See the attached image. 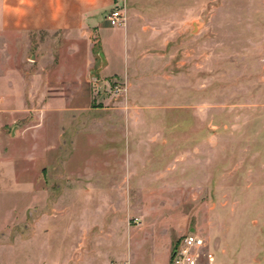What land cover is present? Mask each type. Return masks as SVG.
<instances>
[{"label": "rangeland", "instance_id": "374dc122", "mask_svg": "<svg viewBox=\"0 0 264 264\" xmlns=\"http://www.w3.org/2000/svg\"><path fill=\"white\" fill-rule=\"evenodd\" d=\"M147 1L144 69L129 82L93 78L66 89L73 98L66 105L133 113V125L157 131L152 153L170 161L162 167L168 197L155 203L164 212L156 216L169 222L154 233L161 259L172 245L167 262L154 255L152 263L171 264L183 237L196 234L215 264H264V0ZM8 90L0 85V218L31 202L39 164L74 154L70 144L52 152L34 147L33 121L43 104H20ZM61 93L52 88V96ZM176 159L182 161L175 165ZM60 169L48 165L41 174ZM142 194L131 191L125 198L139 207ZM136 215L129 224L139 235L144 226ZM10 233L17 230L5 231V241ZM131 240L133 258L149 260V244ZM32 262L31 244L0 245V264Z\"/></svg>", "mask_w": 264, "mask_h": 264}, {"label": "crops", "instance_id": "0c3cea01", "mask_svg": "<svg viewBox=\"0 0 264 264\" xmlns=\"http://www.w3.org/2000/svg\"><path fill=\"white\" fill-rule=\"evenodd\" d=\"M113 3L0 0V85L10 87L6 92H15L20 104L26 99L43 104L33 121L34 147L52 152L70 144L74 149L69 157L39 164L31 202L0 218V245L31 244L32 264H154L170 257L172 243L161 259L154 235L169 223L156 216L164 213L156 199L168 197V171L162 167L170 165L167 157L152 153L160 141L151 136L157 131L133 125V113L66 105L73 101L66 89L85 86L93 78L129 82L135 70L144 69L148 1L127 0L126 23L118 28L106 19ZM52 88H60L63 96H52ZM117 118L124 124L118 125ZM48 165L62 169L41 174ZM131 191L143 193L145 199L137 200L140 208L125 198ZM132 214L142 220L141 235L129 224ZM8 229L17 233L5 241ZM58 238L62 251L56 250ZM132 238L149 244V260L133 258ZM154 255L159 257L152 263Z\"/></svg>", "mask_w": 264, "mask_h": 264}, {"label": "built area", "instance_id": "2783aa9c", "mask_svg": "<svg viewBox=\"0 0 264 264\" xmlns=\"http://www.w3.org/2000/svg\"><path fill=\"white\" fill-rule=\"evenodd\" d=\"M127 0H114L106 19L111 27H122L126 23ZM204 239L196 234H188L175 248L171 264H215L214 255L205 252Z\"/></svg>", "mask_w": 264, "mask_h": 264}]
</instances>
